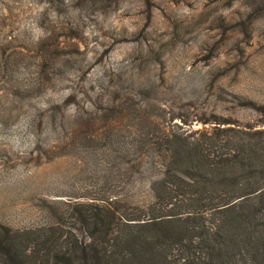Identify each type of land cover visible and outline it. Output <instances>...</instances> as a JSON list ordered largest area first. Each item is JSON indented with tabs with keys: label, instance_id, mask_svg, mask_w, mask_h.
Returning a JSON list of instances; mask_svg holds the SVG:
<instances>
[{
	"label": "rangeland",
	"instance_id": "1",
	"mask_svg": "<svg viewBox=\"0 0 264 264\" xmlns=\"http://www.w3.org/2000/svg\"><path fill=\"white\" fill-rule=\"evenodd\" d=\"M211 116L264 120V0H0V231L85 236L141 118Z\"/></svg>",
	"mask_w": 264,
	"mask_h": 264
},
{
	"label": "trees",
	"instance_id": "2",
	"mask_svg": "<svg viewBox=\"0 0 264 264\" xmlns=\"http://www.w3.org/2000/svg\"><path fill=\"white\" fill-rule=\"evenodd\" d=\"M171 122L119 141L121 192L73 204L85 236L3 226L0 264H264V120Z\"/></svg>",
	"mask_w": 264,
	"mask_h": 264
}]
</instances>
